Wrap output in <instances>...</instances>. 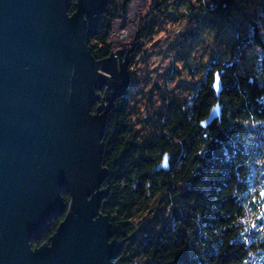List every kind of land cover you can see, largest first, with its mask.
I'll use <instances>...</instances> for the list:
<instances>
[{"label":"trees","instance_id":"obj_1","mask_svg":"<svg viewBox=\"0 0 264 264\" xmlns=\"http://www.w3.org/2000/svg\"><path fill=\"white\" fill-rule=\"evenodd\" d=\"M106 1L87 22L98 60L110 55L114 23L134 2ZM182 23L180 40L161 49V35ZM133 26L132 83L109 112L102 140L109 194L100 211L121 245L112 264H245L262 245L241 232L251 173L260 166L254 149L264 144V81L244 63L254 50L264 75V0H149L145 19ZM165 51L171 72L162 82L158 75L153 82L133 78L149 55ZM216 73L221 117L202 128L216 103ZM163 156L168 169L152 172ZM63 199L68 203V193ZM63 217L53 218L32 247L47 242Z\"/></svg>","mask_w":264,"mask_h":264},{"label":"water","instance_id":"obj_2","mask_svg":"<svg viewBox=\"0 0 264 264\" xmlns=\"http://www.w3.org/2000/svg\"><path fill=\"white\" fill-rule=\"evenodd\" d=\"M106 4L0 0V264H112L121 251L100 211L109 194L102 140L130 87L134 49L93 56L87 22ZM211 89L202 128L221 117L217 73ZM168 167L163 156L152 172ZM60 215L49 240L32 247Z\"/></svg>","mask_w":264,"mask_h":264},{"label":"rangeland","instance_id":"obj_3","mask_svg":"<svg viewBox=\"0 0 264 264\" xmlns=\"http://www.w3.org/2000/svg\"><path fill=\"white\" fill-rule=\"evenodd\" d=\"M137 0H134L129 15L126 19L122 21H116L113 26V36L112 43L113 49L117 50L118 48L130 49L131 48V39L135 32V28L133 24H136L137 19L140 17L142 21L145 19V16L149 12V0H142L141 6L138 10L133 11V6L135 5ZM156 1V0H154ZM133 21V23L131 22ZM187 28L185 23L180 25L171 26L168 34L161 35L163 38L162 41L159 42L160 48L164 49L165 43L172 44L177 43L180 40V34ZM120 33H123V37L119 36ZM160 52L159 54H152L148 57V66L146 68H134L133 74L134 79H138L139 81L145 80L149 77L153 78L151 82L155 81L158 77V80L162 82L163 77L166 73H168V68H171L170 64H168V51ZM254 50H251L246 55V60L244 63L246 64V69L251 73H256L255 77L257 79H262L264 81V75L259 70L258 66V58L254 57ZM131 66H129L130 68ZM171 71H169L170 73ZM168 73V74H169ZM137 80V81H138ZM132 83V80H131ZM130 83V84H131ZM140 88V86H139ZM254 152H259L257 157V165H260L252 170L250 177V188L248 194V207L249 211H247V221L243 226V231L241 232V238L244 240H248V242L260 243L256 251L250 252L248 259L245 264H264V232H260L258 229L253 230L251 228V224L253 221L257 220V217L264 215V144L256 147ZM264 226V225H262Z\"/></svg>","mask_w":264,"mask_h":264},{"label":"snow or ice","instance_id":"obj_4","mask_svg":"<svg viewBox=\"0 0 264 264\" xmlns=\"http://www.w3.org/2000/svg\"><path fill=\"white\" fill-rule=\"evenodd\" d=\"M213 87L218 89L219 85L214 84ZM262 225H264V215L257 217V220L252 222L251 228L254 231L258 229L260 232H264V226H262Z\"/></svg>","mask_w":264,"mask_h":264},{"label":"bare ground","instance_id":"obj_5","mask_svg":"<svg viewBox=\"0 0 264 264\" xmlns=\"http://www.w3.org/2000/svg\"><path fill=\"white\" fill-rule=\"evenodd\" d=\"M141 2H142V0L136 1L135 5L133 6V9H134L133 11H136L139 9V7L141 6ZM119 36L123 37V33H120Z\"/></svg>","mask_w":264,"mask_h":264}]
</instances>
